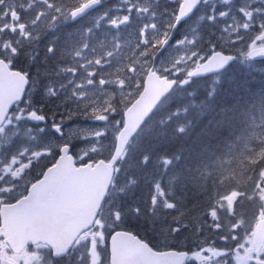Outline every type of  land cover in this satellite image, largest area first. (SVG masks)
<instances>
[{"label": "snow or ice", "instance_id": "6c2138e0", "mask_svg": "<svg viewBox=\"0 0 264 264\" xmlns=\"http://www.w3.org/2000/svg\"><path fill=\"white\" fill-rule=\"evenodd\" d=\"M89 13L95 15L86 22ZM126 41L127 56L121 53ZM235 58L264 59V0H0V67L20 76L17 92L0 104V207L27 195L30 184L18 181L42 161L48 163L40 178L65 154L88 166L108 152L109 167L126 190L110 183L92 224L70 242L48 248L47 261L117 264L116 252L126 247L120 235L130 234L164 264H262L264 249L251 245L241 221L221 224L225 196L216 199L210 186L189 192L180 171H157L165 134L152 135L149 127L175 86L226 71ZM150 72L168 83L147 114L129 126L127 109ZM109 91L123 99L107 96ZM243 147L250 153L251 187L237 203L264 200V135L249 137ZM208 194L207 209L197 207ZM5 227L0 217V229ZM5 235L0 230V241ZM47 261L38 255L33 264Z\"/></svg>", "mask_w": 264, "mask_h": 264}, {"label": "trees", "instance_id": "16d2710c", "mask_svg": "<svg viewBox=\"0 0 264 264\" xmlns=\"http://www.w3.org/2000/svg\"><path fill=\"white\" fill-rule=\"evenodd\" d=\"M90 18L86 17V22ZM246 64L232 67L215 82L198 81L191 87L178 88L149 120L152 135L165 134L158 149L157 171H180L189 192L206 191L210 186L216 199L225 196L221 201L224 211L218 209L225 228L236 221L251 227L257 210L262 209L258 197H246L236 202L229 217L226 203L228 192L241 195L251 187L250 153L243 145L264 112V61ZM165 156L172 158L171 164L163 159ZM216 158L215 163L205 165ZM121 188L126 190V184L117 175L115 189ZM143 191L151 194V186H145ZM211 199L208 194L196 206L203 204L206 210ZM193 215L199 220V213Z\"/></svg>", "mask_w": 264, "mask_h": 264}, {"label": "water", "instance_id": "95a60500", "mask_svg": "<svg viewBox=\"0 0 264 264\" xmlns=\"http://www.w3.org/2000/svg\"><path fill=\"white\" fill-rule=\"evenodd\" d=\"M216 72L219 71L194 77ZM19 81V73L13 74L0 67V104L17 92ZM167 83L155 72L148 74L143 92L127 109L129 126L138 123L147 114ZM110 163L111 160H101L95 165L77 167L73 156H61L57 164L31 186L26 197L2 207L1 216L6 227L0 230L5 231L6 241L15 250L23 248L30 241L45 242L52 247L70 242L82 229L92 224L93 216L109 191L114 177ZM263 238L264 219L260 224V239ZM120 241L126 247L116 252L117 264H158V261L164 264L135 236L121 234ZM168 264L174 262L169 261Z\"/></svg>", "mask_w": 264, "mask_h": 264}, {"label": "rangeland", "instance_id": "374dc122", "mask_svg": "<svg viewBox=\"0 0 264 264\" xmlns=\"http://www.w3.org/2000/svg\"><path fill=\"white\" fill-rule=\"evenodd\" d=\"M210 6H211V4L205 5L202 10L203 11H207L208 7H210ZM130 49H131V45H129L128 42L126 41L124 47L121 49V53L123 55L127 56L130 53ZM102 54L103 53L98 49L97 50V55H102ZM122 79H125L126 80L127 78L126 77H122ZM106 95L107 96L116 95L117 99H123L122 96H120L119 94H114L111 91H109L108 93H106ZM101 99L103 100L104 97L102 96ZM259 135H264V120H263V126L261 127V130L259 131V133H258L257 136H259ZM105 154L109 155L108 152H105L104 155ZM39 168L40 167L36 168V170H38ZM29 176H30V174H25V176L22 178V180L18 181V183H20V184H27L28 177ZM22 190H23V188L19 189L16 193H14V195H18V193L20 191H22ZM236 198H237V195H233V196H231V197L228 198V204H229V210L230 211L233 208V205H234V202H235ZM37 252H41V250L39 249V250H37ZM45 254H46V252H45ZM44 257H46V255H44ZM7 258H8V255L6 253V249L4 247H1L0 248V264H9ZM47 264H53V263L51 262V263H47Z\"/></svg>", "mask_w": 264, "mask_h": 264}, {"label": "flooded vegetation", "instance_id": "af4514ba", "mask_svg": "<svg viewBox=\"0 0 264 264\" xmlns=\"http://www.w3.org/2000/svg\"><path fill=\"white\" fill-rule=\"evenodd\" d=\"M253 245L258 246V247L264 249V242H263L261 245H259V244L255 243V242L253 241ZM17 257H18V256H14V257H12V259L17 258ZM15 264H19L18 261H15ZM262 264H264V262H262Z\"/></svg>", "mask_w": 264, "mask_h": 264}]
</instances>
